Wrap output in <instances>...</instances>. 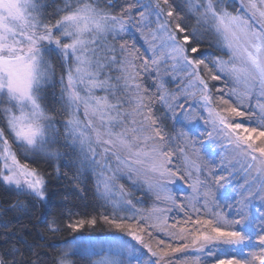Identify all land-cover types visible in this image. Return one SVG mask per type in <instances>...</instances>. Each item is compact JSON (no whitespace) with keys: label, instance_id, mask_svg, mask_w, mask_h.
Here are the masks:
<instances>
[{"label":"snow or ice","instance_id":"snow-or-ice-1","mask_svg":"<svg viewBox=\"0 0 264 264\" xmlns=\"http://www.w3.org/2000/svg\"><path fill=\"white\" fill-rule=\"evenodd\" d=\"M62 156L95 202L65 194L47 235L130 240L73 236L51 264H264V0H0V264L49 259L5 217L47 205Z\"/></svg>","mask_w":264,"mask_h":264},{"label":"trees","instance_id":"trees-1","mask_svg":"<svg viewBox=\"0 0 264 264\" xmlns=\"http://www.w3.org/2000/svg\"><path fill=\"white\" fill-rule=\"evenodd\" d=\"M141 50L143 51V48ZM151 83L152 82L149 80L148 84L150 85ZM59 96L60 88L58 85L54 89L49 90L50 106L57 112L60 111ZM154 106L157 110H159L160 114L163 115V110L161 109L160 104L156 103ZM168 123L170 126L171 122L169 121ZM61 151L64 152V149H61ZM57 163L60 164L62 173L59 179L55 178V167ZM40 167L46 169L53 176L49 187V193L51 196L50 201L45 207L37 205L35 208H32L29 206L26 212H9L5 219H20L21 224L26 226L25 230L30 232L32 236H35L37 232L44 233L47 244L53 246L45 249L49 258L46 264H51V258L55 257V255H57L61 250L62 245L66 241H70L73 236H77L83 240H96L98 242L112 240L114 236H120L124 240L130 239V237L123 236V234L114 233L113 230H110L107 226L102 224L93 229L86 228L79 233L62 232L54 236L47 235L44 230V225L47 221L51 220L53 216H58L61 213V205L65 203L64 195L69 194L71 197L70 202L83 209L84 204H93L95 202L93 200L94 188L91 175L87 173L82 175L81 187L84 189L82 195L86 199H80L81 193L73 187L78 165H74L72 162H70L68 156H62L59 161L51 160L49 162H43V165L41 164ZM12 199H14V197L9 192L0 189V204H5L6 206V202ZM149 203H151V200H149ZM182 215L183 214H180L178 218H182ZM123 258L126 260H131V264H136L135 258L128 257L127 254H124ZM72 259L73 264H93V261H91V259L81 252L74 255ZM204 259L206 261H211L214 259V257L209 256L205 257Z\"/></svg>","mask_w":264,"mask_h":264},{"label":"rangeland","instance_id":"rangeland-1","mask_svg":"<svg viewBox=\"0 0 264 264\" xmlns=\"http://www.w3.org/2000/svg\"><path fill=\"white\" fill-rule=\"evenodd\" d=\"M180 2V0H177V2ZM178 2V3H179ZM140 44H142V42H140ZM171 88H172V90H174V88H175V85H172L171 86ZM208 150L210 151V146H209V148H208ZM216 160H217V163H219V157H216ZM45 162H49V161H45ZM42 165H43V162L41 163ZM40 164V165H41ZM240 180H242V175H237L236 177H234V182H237V181H240ZM128 240H130V239H128ZM84 241H89V240H84ZM90 241H92V242H94V243H100V242H107V241H100V242H98V241H96V240H90ZM134 242V241H133ZM135 243V242H134ZM97 251H99V249H96ZM81 253L82 254H84V255H86L89 259H90V254H89V252L88 251H81ZM96 258H98V257H96ZM134 258V257H133ZM133 258H131V259H133ZM93 259H95V258H93ZM91 261H93L92 259H91Z\"/></svg>","mask_w":264,"mask_h":264}]
</instances>
